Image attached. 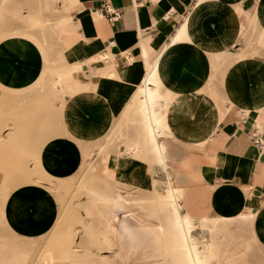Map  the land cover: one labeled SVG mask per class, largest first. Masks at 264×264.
<instances>
[{
    "label": "crops",
    "instance_id": "obj_1",
    "mask_svg": "<svg viewBox=\"0 0 264 264\" xmlns=\"http://www.w3.org/2000/svg\"><path fill=\"white\" fill-rule=\"evenodd\" d=\"M24 3L42 22H61L43 52L50 53L53 76L71 69L76 87L59 115H0V167L19 170L11 172L19 177L14 189L0 180V191L8 192L0 200V227L21 241L50 233L57 202L37 182L43 175L37 169L53 179L75 175L79 144L104 138L157 60L156 97L169 101L171 127L185 142L167 150L170 165L184 169L175 177L186 188L184 212L194 219L255 212L251 230L264 247V150L254 144L264 145V0ZM26 33L0 41V86L7 91L33 86L45 68L42 39ZM117 168L123 182L133 174L137 184L149 185L140 162L121 159ZM239 226L247 231V223Z\"/></svg>",
    "mask_w": 264,
    "mask_h": 264
},
{
    "label": "bare ground",
    "instance_id": "obj_2",
    "mask_svg": "<svg viewBox=\"0 0 264 264\" xmlns=\"http://www.w3.org/2000/svg\"><path fill=\"white\" fill-rule=\"evenodd\" d=\"M1 2L0 17L3 14L1 13L3 6L14 9L16 13L22 15V9L17 7V4H11L10 0H1ZM5 2L7 5H3ZM60 25L61 22L55 24L44 23L41 18L33 17L26 22L21 31L18 32L15 29L5 31L0 35V41L17 35V33L19 36L29 38L30 35L26 33L29 30L42 39L37 46L41 50L44 63L47 66L33 86L18 91L25 94V97L34 94L33 92L36 90L43 91L46 88L52 89L55 94L69 96L76 87L72 80L71 69L62 76H53L49 70L50 64H52L49 58L50 53L48 52V56L43 52L45 51L43 45H47L48 42L53 40L54 31ZM146 69L143 85L138 88L137 96L133 99L131 105L136 107L138 115L132 118L130 122H132V125L133 123L139 125V132L136 141L123 148V150L129 156L135 155L139 151L140 140L144 139L143 141L147 145L150 154L146 155L148 164L150 166L152 163L160 164L158 170L163 175V184L153 176L157 170H151L147 189L148 194L141 196L140 192L134 193L133 191L134 194L123 192L122 184L124 182L118 178L119 172H117V175L113 173V176H109L107 180H100L93 176L87 177V179L80 182V189L85 196V200L89 202L87 201V204L85 202L82 205L84 215L75 214L81 226L79 229L81 234L79 247L76 246V242L69 232L71 228H68V231L59 238L57 255L49 250L43 254L38 264H157L159 250L162 253L160 264H252L248 253L253 249L254 239L248 237L239 242L231 241L228 238L225 239L223 234L216 228L225 224L228 231H235L238 223L250 224L251 220H256L255 212L213 219L207 217V219H194L184 212L187 205L185 203L186 188L175 183L177 172L184 169H176L170 165V158L169 161L167 159V150L171 146L185 142H182L180 138L178 139L172 127L168 125L167 115L162 116L163 119L157 117V108L164 109L167 112L170 106L169 101L163 97L157 98L159 104L157 107L154 106L157 93L155 85L157 60ZM20 105L22 104L20 103ZM218 116L219 119L224 117V115ZM257 127L260 131L259 121ZM118 132H120L119 129ZM208 139L213 144L218 142V136L216 135H211ZM205 142L206 140H192L186 144H202ZM32 158L36 163L39 160L36 157ZM132 183L134 184V181ZM124 186L129 187L127 183ZM163 191H166V193L163 194ZM0 192V200L2 202L3 200L6 201L4 197L7 193L4 188ZM151 209L156 214L154 219L148 215ZM199 209H194L196 211L195 215L197 213L201 215V212H198ZM0 230H5V228L2 226ZM106 252H108V256H105ZM12 262V255L0 254V264H11Z\"/></svg>",
    "mask_w": 264,
    "mask_h": 264
},
{
    "label": "rangeland",
    "instance_id": "obj_3",
    "mask_svg": "<svg viewBox=\"0 0 264 264\" xmlns=\"http://www.w3.org/2000/svg\"><path fill=\"white\" fill-rule=\"evenodd\" d=\"M24 1L25 0H10V3L12 2L11 4H17L16 6L22 9V15L16 13L14 9L4 6L2 7L1 13L3 14L0 17V35L5 33V31L11 30L12 28H17L19 25H23L24 28L26 22L30 18H40L36 15H31L28 12V9L25 7ZM0 3H2L1 0ZM3 5H7L6 2L3 3ZM22 29L18 31H21ZM46 66L47 65L45 64V67ZM162 91H164V89ZM33 93L34 94L25 97V94H21L18 91L9 92L0 86V115H59V111L63 106L65 96H63L62 94H55L50 88H46L43 91L36 90ZM136 96L137 91L135 96L131 98L127 107L124 109L123 115H119V117L113 122L111 128L104 136V138L91 145L79 144L81 150V163L75 175L69 177L68 179H53L47 176L44 169H37L38 171L40 170L43 175L40 176L39 179L37 178L38 176L35 175V177L37 178L36 180L38 183L47 187V189L54 196L58 207V217L53 229L47 236L40 238L38 237L30 241H21L19 240V238L10 235L7 231L0 230V254L3 253L12 255L13 262L11 264H38L41 261L43 254L49 250H52L54 254L57 255L59 249L57 243L60 240L59 238L66 231H68V228H71L69 232L71 233L72 239L74 238L76 246L78 245L77 247H79L81 238L79 229L81 226L78 223L75 214L84 215L82 205L85 202V204L89 202L88 200H85V196L80 189V182L84 179H87V177L89 176H93L100 180H107L109 176H113V173H116L117 175V172H119L117 164L121 159L130 161L136 160L137 162L143 164L144 170L145 172H147L146 175L148 176V179L150 178L151 170H157L153 174V176L155 177V179H159L158 181L163 184V175L158 170V166H160V164L152 163L151 166L148 164L147 156L149 154V151L147 150V145L143 141L144 139L140 140L139 151L135 155L129 156L123 150V148L130 146L136 141L135 139H137V135L139 132V125H135V123H133L132 125V122H130L132 118H135L138 115V110L136 109V107L131 106L133 99L136 98ZM155 98L156 99L154 101V106L157 107L159 102L157 101V97ZM19 102L23 106L20 105ZM167 113L168 111L166 112V110L164 109L160 110V108H157V117H159V119H163L164 115H167ZM166 119L165 120L168 122V125L171 126L170 116L167 115ZM118 129L120 132H118ZM0 138L2 139L1 133ZM22 155H25V153L23 152ZM29 156L31 158L36 157L37 160L39 159L38 156L34 154H30ZM39 160L36 163L33 159L35 165H40ZM12 171L16 172L19 170L0 167V180L3 181L8 190L14 189L16 180L19 179V177H17L16 175H11ZM117 176L119 178V174ZM129 178V182H124V184H122V188L124 189L123 192H126L128 194L140 192L139 194L141 196H144L148 192L147 184H145L147 185L146 187L137 184L133 174L130 175ZM132 181H134V184L132 183ZM126 183L130 188L124 186ZM133 191L134 193H132ZM165 193L166 191H163V194ZM136 197L138 196L136 195ZM148 215L153 219L156 216L152 209L150 213H148ZM247 226V231H240V226L238 223L235 231H228V227L225 224H222L217 227L216 230L221 232L225 239L228 238L229 240L235 242L243 241L248 237H252L254 239V242L252 251L248 253L249 259L252 264H264V247L255 232L251 230L250 224H247ZM161 255L162 253L159 250L157 253V264H160L162 260ZM105 256H108V252L105 253Z\"/></svg>",
    "mask_w": 264,
    "mask_h": 264
},
{
    "label": "built area",
    "instance_id": "obj_4",
    "mask_svg": "<svg viewBox=\"0 0 264 264\" xmlns=\"http://www.w3.org/2000/svg\"><path fill=\"white\" fill-rule=\"evenodd\" d=\"M254 144L259 148V150H264V145L260 140L255 139Z\"/></svg>",
    "mask_w": 264,
    "mask_h": 264
}]
</instances>
